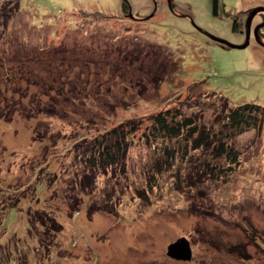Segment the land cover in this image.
<instances>
[{"label": "rangeland", "instance_id": "obj_1", "mask_svg": "<svg viewBox=\"0 0 264 264\" xmlns=\"http://www.w3.org/2000/svg\"><path fill=\"white\" fill-rule=\"evenodd\" d=\"M257 7L264 0H217L216 12L213 0H0V264H264V123L230 139L234 164L191 146L182 159L184 140L147 138L162 111L218 129L236 105L264 109L253 31L264 13L243 49L206 35L244 43ZM20 98L57 102L58 114L26 118ZM132 120L124 161L86 174L80 150ZM205 162L224 170L197 174ZM35 209L60 231L30 225ZM180 238L188 261L167 256Z\"/></svg>", "mask_w": 264, "mask_h": 264}, {"label": "trees", "instance_id": "obj_2", "mask_svg": "<svg viewBox=\"0 0 264 264\" xmlns=\"http://www.w3.org/2000/svg\"><path fill=\"white\" fill-rule=\"evenodd\" d=\"M213 9L214 12L217 11V0H213ZM2 17L3 15L0 13V27L2 24L5 25V22L1 20ZM4 75L5 82H9L7 79L10 75L7 73ZM3 99L5 100V97H3ZM12 100L14 101V99ZM5 101L10 102L8 99ZM19 103L22 106L21 112H19L17 108L13 110L10 109V117L14 115V113H12L13 111H18L21 115L24 114L26 118H34L38 114H41L43 110H47L54 115L58 114L54 112L55 108L58 110L57 102H51L48 106L42 104L41 101L38 104H34L35 99H31L29 103H25L24 99L20 98ZM14 104L15 101H11L10 106L7 107H12ZM263 110L264 109L260 105L254 103L236 105L224 114L218 129L200 124L191 117L182 115L179 112L162 111L149 116L151 120V129L149 130L150 132L147 133V138L149 140L152 139L154 142L161 141L162 143H165V141L172 142L173 140H184L185 151L181 155L182 159L187 158V150H189L188 147L191 146L192 150L200 149L204 151V153L208 152L210 155L212 154L214 160L224 158L229 163L234 164L236 163L237 156L228 142L230 139L252 130L253 128H257L260 131L264 123V117L262 116ZM0 117H7L6 112H4V114L0 113ZM139 125L140 122H135L134 120L121 123L112 127L109 131L95 137L91 141V144H88L89 146L81 149V152L88 151L89 153L83 156L85 169H87L86 174L98 171L105 172L110 167L123 162L128 149V140L126 138L134 134L136 130L139 129ZM164 146H166L164 149H167L168 145ZM163 154L169 155V151L163 152ZM170 156L175 158V154ZM171 157L166 158L169 160H166L163 165L169 167L173 163V158ZM159 164L162 163H158V165ZM195 168L197 169V174H204V176L209 178H217L218 175L217 177L215 176L216 172L219 174L224 170L216 163L210 164L206 162L197 165ZM71 205L69 203L70 208H72ZM76 207L75 205V208L73 207L72 210L77 211ZM45 212L46 211H40L39 209H35L34 212L28 211V223L35 226L42 225L46 230L50 229L48 221H50L51 224L52 222H55V224L57 222ZM53 227L57 231L61 229L58 223ZM39 240L40 243L43 244L44 238L42 236L39 237Z\"/></svg>", "mask_w": 264, "mask_h": 264}, {"label": "water", "instance_id": "obj_3", "mask_svg": "<svg viewBox=\"0 0 264 264\" xmlns=\"http://www.w3.org/2000/svg\"><path fill=\"white\" fill-rule=\"evenodd\" d=\"M259 12L264 13V7H257V8L251 9L249 11L247 19H246V24H245L246 25L245 42L240 44V45L231 44L228 41H225L221 38H218V37L210 35V34H206V35L210 39H212L213 41L219 42L220 44H224L230 48L243 49L248 45V41L250 38V27H251L252 19ZM129 16L130 17L132 16L130 9H129ZM262 26H264V21L262 23H260L259 25H257L253 31H254V38H255L256 43H258L260 46L264 47V41H263L262 37L259 35V30ZM167 256L174 259V260H180V261L181 260L182 261L190 260L191 256H192V251L190 248L189 241L186 240L185 238H180V239L176 240L175 242L171 243L170 245H168Z\"/></svg>", "mask_w": 264, "mask_h": 264}, {"label": "flooded vegetation", "instance_id": "obj_4", "mask_svg": "<svg viewBox=\"0 0 264 264\" xmlns=\"http://www.w3.org/2000/svg\"><path fill=\"white\" fill-rule=\"evenodd\" d=\"M250 33H252L251 27H250Z\"/></svg>", "mask_w": 264, "mask_h": 264}]
</instances>
